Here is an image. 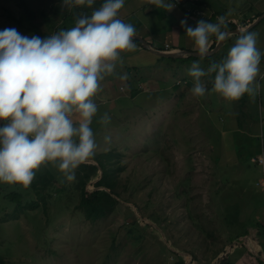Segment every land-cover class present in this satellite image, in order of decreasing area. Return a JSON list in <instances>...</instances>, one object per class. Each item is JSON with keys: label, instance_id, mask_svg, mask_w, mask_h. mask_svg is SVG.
Returning <instances> with one entry per match:
<instances>
[{"label": "rangeland", "instance_id": "1", "mask_svg": "<svg viewBox=\"0 0 264 264\" xmlns=\"http://www.w3.org/2000/svg\"><path fill=\"white\" fill-rule=\"evenodd\" d=\"M31 1L35 8L57 0ZM240 1L229 2L238 6ZM253 1L249 0V4ZM219 2L220 9L229 5L222 0L207 3ZM101 3L102 0H94L91 6ZM154 6L150 0H124L118 17L130 23L134 33L151 46H164L166 42L169 47L191 51H196L193 39L184 33L179 20L183 18L194 27L197 20L203 19L201 12L218 9L217 5L212 9L195 7L197 13L191 16L176 6L170 11ZM184 8L191 10V3L186 2ZM257 9L255 4L253 10ZM162 12L166 15L159 18ZM20 17L15 0H0V29L15 27L21 34H35L24 27L25 20L22 24L17 21ZM34 21H41V29H47L41 13ZM251 32L256 34L255 46L261 51L259 72L254 77L257 80L264 66V20ZM224 43L218 57L233 44ZM139 46L135 44L136 48ZM135 47L120 51L112 72L98 81L91 97L97 111L90 123L96 146L93 155L85 160L92 162L95 155L111 150L120 153L114 163L123 166L117 175L122 201L113 213L94 223L79 210H60L42 236L49 240L48 245L42 243L35 225L24 216L17 225L2 223L0 253L6 255L9 264H169L181 257L186 264H219L220 256L226 257L224 253L230 246L235 264H258L256 254L264 253V79L258 90V120L245 119L260 137V150L249 155L254 148L249 149L243 141L247 143L255 134L230 128L235 126V115L239 113L238 101L211 90L208 73L200 78L206 89L204 95L196 97L190 92L193 79L183 72L194 60L206 69L211 58L193 57L179 63L173 57H157L141 46L140 52ZM128 67L131 71L124 73ZM122 73L126 74L125 79H120ZM131 80L140 84L134 96L127 95ZM178 82L184 91L182 96L173 87ZM99 110L101 115L97 114ZM105 113L107 122L101 119ZM73 114L75 123L78 114ZM221 178L228 181L224 183ZM92 179L86 185L88 189L95 188L97 177ZM219 187H224L220 197L215 193ZM227 205L233 214L238 213L234 215L238 221L254 220L248 225L249 234L238 237L245 250L233 245L241 247L238 239L230 241V226L221 211L227 210ZM55 210L52 205L51 211ZM257 220L261 223L257 224ZM113 238L116 241L112 247Z\"/></svg>", "mask_w": 264, "mask_h": 264}, {"label": "clouds", "instance_id": "2", "mask_svg": "<svg viewBox=\"0 0 264 264\" xmlns=\"http://www.w3.org/2000/svg\"><path fill=\"white\" fill-rule=\"evenodd\" d=\"M176 2L150 0L165 11ZM93 3L60 0L63 9ZM123 3L102 0L90 15L78 16L74 26L44 37L21 34L15 27L0 29V182L27 186L44 162L55 164L71 181L73 170L93 155L96 145L90 123L97 108L91 97L103 75L112 72L120 51L135 47L133 26L118 17ZM179 24L193 39L200 57L208 53L211 35L218 41L226 36L224 15L217 16L216 22L199 19L194 27L183 18ZM238 32L219 62L203 69L192 61L187 72L193 79V96L204 95L200 78L206 73H214L211 90L225 98L258 92L260 85L254 77L261 51L255 46L256 34L244 27ZM170 49L175 48L162 50ZM125 78L122 73L120 79ZM73 113L78 114L75 123ZM101 119L107 122L109 117L105 113Z\"/></svg>", "mask_w": 264, "mask_h": 264}, {"label": "trees", "instance_id": "3", "mask_svg": "<svg viewBox=\"0 0 264 264\" xmlns=\"http://www.w3.org/2000/svg\"><path fill=\"white\" fill-rule=\"evenodd\" d=\"M15 1L17 2V6L19 7V9L21 10V17L17 19V21L22 24L23 20H25L27 22V26L24 27L33 30L35 35L41 37L50 35L60 29H67L69 27L74 26L75 19L78 16L86 15L88 11L99 7L97 5L88 6L83 4L73 5L68 10L66 8L63 9L57 0L55 3L45 2L43 5H37L35 8H32L31 0ZM186 2H190L192 7H206L209 9H212L213 5H217L218 9L211 10V15L207 18V20L211 22H216L217 16L224 15V31L227 29H233L238 26V23L236 21L238 10L234 12L232 9L234 7L223 6V9H220V7L222 6L220 2L217 4L210 5L209 3H207L208 0H177L175 5L176 7L185 10L184 5ZM193 12L194 15L195 13H197L195 11H191V13ZM262 12L263 10L258 11L254 16H251L249 19H247L248 15L244 14L242 18L243 20H241L242 22H245L243 26H247L248 24H250ZM40 13L44 17L45 25H47L46 30L41 29V27L39 26V24L42 23L41 21H39V24L34 21L35 17ZM160 14L161 16L158 15L159 18L164 17L166 15L165 12H162ZM59 19H62V21L58 22ZM263 20L264 17L255 26H253L247 31H251L252 29L256 28L258 24ZM239 34L240 33L237 32L228 35L224 42L227 43L228 41L230 43H234L236 36ZM216 41L217 40L213 35L212 44L210 48L214 47ZM133 43L134 45L138 44V46L140 45L141 48H144L142 43L137 38L133 37ZM166 44L167 43L164 42V46L154 45V47L159 49H165ZM140 46L137 48L135 47L136 50L139 52L142 50ZM156 56L159 57L158 55ZM218 56V50L211 56H207V58H211V60L207 62L208 65L212 62H219L224 56H226V54L221 57ZM193 57L195 59L197 57L199 58L200 56L188 55L186 57L174 59H177L180 61L179 63H182L185 62L187 59H193ZM204 57L205 56L201 58ZM134 68H137V65H135ZM130 71L131 67H128V71L124 70V73L127 72L128 74ZM183 73L185 75H188L186 71ZM213 75L214 73H208L209 78H213ZM183 78L187 80L189 79V77L187 76H184ZM138 82L137 84H134L131 80V85L126 82L127 87H129V89L127 90V95H136V88H140V84H138ZM180 84V82L175 83L173 87L176 90L177 95L182 96L184 91L180 90ZM258 99V92L254 96H250L248 93H244L238 99H236L239 105V113L235 115V126L230 127L231 129L236 130L244 129L255 134L254 137L247 140V143L245 140L243 141V144L249 146V149L254 148L253 152L249 153V155L255 154L260 150V137L257 135L258 132L254 130L252 126H249L248 123L250 121H245L246 117L251 118V122L258 120ZM117 102H120L119 98L117 99ZM97 114L101 115L102 111L99 110ZM211 120H213V118ZM119 155L120 153L111 150L109 153H101L99 156L95 155L92 158V162H81L77 166L74 177L71 181L73 182L72 184L68 183V180L64 178L62 172L56 167V165L54 166L51 162H44L36 170H34L33 179L27 186H23L16 182L6 183L4 185L0 184V235L2 234V223L4 224L10 222L14 225H17L19 219L24 216L29 219L33 223V225H35V232H37L38 236L42 238V243L48 245L49 240L47 241L42 236L44 232H46L48 227L53 224V220L58 216L59 211L62 209L69 210L73 208L77 211L79 210V213L83 214L90 223H94L97 220L104 219L109 214L113 213L117 209L119 203L122 201L121 193L117 189V175L123 170V166L119 165L118 163H114L116 161L114 160V158H119ZM215 158L218 160L219 156H216ZM94 159L96 161H94ZM247 163L251 164L249 162V158H247ZM252 168L253 166L251 165L249 172H251ZM95 177H97L96 181L94 182L95 188L88 189L86 185L89 182L93 181L92 178ZM186 179H188V177H186ZM222 180H225L224 183L228 181V179ZM223 188L224 187H219L215 190L216 196L220 195ZM52 205L55 206V211H51ZM220 210L221 209H219V212ZM221 211L223 216H225L226 225L230 226V241L238 239V237L241 235L246 236L249 234L248 225L251 222H254L253 219L248 222L238 221V218L234 217V215L238 213L233 214L231 208L228 205L227 210ZM40 213L42 215H40ZM256 223L260 224L261 222L257 220ZM115 241L116 239L113 238L111 245L112 247ZM236 241L237 243H240L239 246L241 247H238V245L236 244L233 245L237 246V248H241L242 250L246 249L245 244H242L239 239ZM116 248L117 246L114 247L112 251H115ZM231 249H226L224 253L227 254L226 257L222 258L223 255L220 256L219 264H235V260L232 257L233 253H229ZM256 258L258 260V264H264V253L262 251L256 254ZM9 261L10 260H7L5 254L0 253V264H9ZM169 264H186V261L183 257H181L172 261Z\"/></svg>", "mask_w": 264, "mask_h": 264}, {"label": "water", "instance_id": "4", "mask_svg": "<svg viewBox=\"0 0 264 264\" xmlns=\"http://www.w3.org/2000/svg\"><path fill=\"white\" fill-rule=\"evenodd\" d=\"M264 17V12L261 13L255 20H253L248 26L244 27L246 30H249L250 28H252L253 26H255L262 18ZM241 27H235L233 29H227L225 30L226 32V36L223 40H217L214 47H212L211 49H208V53L204 56H208L213 54L215 51H217L221 45L223 44V42L225 41V39L228 37V35L232 34V33H237L238 29ZM134 38L139 39L143 45L148 48L151 52H153L154 54L158 55V56H162V57H173V58H181V57H186L188 55H193V56H198L196 55V51H191L189 49H170V50H162V49H158L156 47H153L150 45V43L148 41H146L141 35L139 34H135L134 33ZM232 246H230L228 249H231Z\"/></svg>", "mask_w": 264, "mask_h": 264}, {"label": "crops", "instance_id": "5", "mask_svg": "<svg viewBox=\"0 0 264 264\" xmlns=\"http://www.w3.org/2000/svg\"><path fill=\"white\" fill-rule=\"evenodd\" d=\"M230 0H222L223 4L227 5L229 4L228 6L229 7H234L232 8L233 11L235 12L236 10H238V14H237V23H238V26L237 27H246V26H243L245 22H242L241 20H243V16L244 14H247L248 15V18L249 19L251 16H254L258 11L260 10H263L264 12V0H255L253 1V3L249 4V0H242L240 1L238 4V6L235 5V3H232V2H229ZM244 2V5H242V3ZM255 4L258 6V9L256 11L253 10ZM242 5V6H241ZM176 6V5H175ZM156 9H159L160 7L158 6H154ZM180 9V8H179ZM195 7H192L191 10L190 9H187L185 8L184 12L185 13H188V15H191L193 16L194 15V12L191 13V11H194ZM182 10V9H181ZM262 12V13H263ZM203 14V18H205V20H207L208 17H210L211 13L209 10H207V12H201ZM255 20V19H254ZM249 25V24H248ZM247 25V26H248ZM210 40V39H209ZM212 41V40H210ZM144 47V46H143ZM174 48H181L179 46H173ZM146 48V47H144ZM210 48V46H209ZM208 48V49H209ZM147 49V48H146ZM182 49V48H181ZM148 51H150L149 49H147ZM264 79V66L262 68V71L260 72L259 76L257 77V81L259 82V84L261 83L260 81ZM74 115V114H73ZM247 118V117H246ZM245 118V119H246ZM246 121V120H245Z\"/></svg>", "mask_w": 264, "mask_h": 264}, {"label": "bare ground", "instance_id": "6", "mask_svg": "<svg viewBox=\"0 0 264 264\" xmlns=\"http://www.w3.org/2000/svg\"><path fill=\"white\" fill-rule=\"evenodd\" d=\"M137 34V33H136ZM140 35V34H139ZM141 42V41H140ZM142 43V42H141ZM143 44V43H142ZM144 46V45H143ZM145 47V46H144ZM154 47V46H153ZM148 49V48H147Z\"/></svg>", "mask_w": 264, "mask_h": 264}, {"label": "built area", "instance_id": "7", "mask_svg": "<svg viewBox=\"0 0 264 264\" xmlns=\"http://www.w3.org/2000/svg\"><path fill=\"white\" fill-rule=\"evenodd\" d=\"M167 46V45H166ZM263 171H264V169H263ZM263 177H264V174H263Z\"/></svg>", "mask_w": 264, "mask_h": 264}]
</instances>
